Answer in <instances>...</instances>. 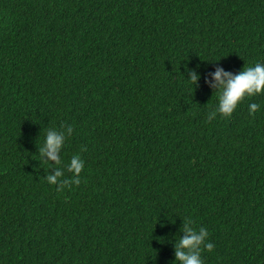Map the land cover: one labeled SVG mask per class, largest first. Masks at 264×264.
<instances>
[{"label": "trees", "instance_id": "1", "mask_svg": "<svg viewBox=\"0 0 264 264\" xmlns=\"http://www.w3.org/2000/svg\"><path fill=\"white\" fill-rule=\"evenodd\" d=\"M257 62L264 0H0V264H177L186 226L203 264H264V94L208 120Z\"/></svg>", "mask_w": 264, "mask_h": 264}, {"label": "clouds", "instance_id": "2", "mask_svg": "<svg viewBox=\"0 0 264 264\" xmlns=\"http://www.w3.org/2000/svg\"><path fill=\"white\" fill-rule=\"evenodd\" d=\"M198 77L192 74L190 80L192 83ZM217 87V104L215 110L208 114V120L214 119L217 115L221 117H230L240 102L248 97L264 94V63L257 62L254 66L243 67L242 70L232 75L221 70H217L213 77ZM249 113L254 114L259 105L249 104ZM68 135L72 134V128H68ZM65 135L55 130L47 131L44 139V146L41 148V155L47 156L49 161L56 165L61 164V158L58 155L64 146ZM84 161L76 154L73 155L67 165V171L72 173L71 183L79 184L80 173L83 170ZM64 171L57 170L53 175L44 177L49 185H56L57 190L68 184V180L61 179ZM185 235L176 245L175 257L177 264H203L201 259L202 246L204 250L211 251L212 243L208 241V230L204 227L194 230L189 227L184 229Z\"/></svg>", "mask_w": 264, "mask_h": 264}]
</instances>
